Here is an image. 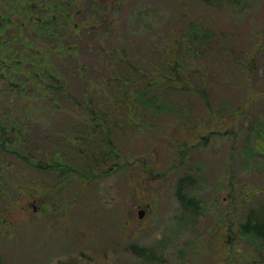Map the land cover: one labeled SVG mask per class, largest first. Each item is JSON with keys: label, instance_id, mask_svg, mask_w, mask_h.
Returning <instances> with one entry per match:
<instances>
[{"label": "rangeland", "instance_id": "rangeland-1", "mask_svg": "<svg viewBox=\"0 0 264 264\" xmlns=\"http://www.w3.org/2000/svg\"><path fill=\"white\" fill-rule=\"evenodd\" d=\"M114 20L129 59L158 63L172 48L185 87L198 90L166 97L153 129L127 133L90 181L25 179L26 165L0 154L18 173L0 181V264H264V230L242 226L264 229V0H125ZM20 102V119L25 109L36 122L25 123V145L35 134L39 156L54 161L58 123L40 122L48 106Z\"/></svg>", "mask_w": 264, "mask_h": 264}, {"label": "trees", "instance_id": "trees-1", "mask_svg": "<svg viewBox=\"0 0 264 264\" xmlns=\"http://www.w3.org/2000/svg\"><path fill=\"white\" fill-rule=\"evenodd\" d=\"M124 1L92 0L87 7L77 8V1L45 4L0 0V154L26 165L29 174L25 179H38L49 172L65 178L80 172L93 180L97 172L104 173L105 169L98 166L118 155L117 143L127 133L153 129V115L171 104L166 97L193 89L197 92L196 87H185L187 80L183 79L177 59L168 56L173 54L172 48L165 50L167 57L158 63L147 57L138 58V63L128 58L127 41L113 21L118 5ZM53 11L58 15L54 16ZM81 14L87 17L78 18ZM190 46L189 37L187 47ZM163 63L166 68L161 70ZM199 95L204 97L202 92ZM20 101H25L23 108L30 103L48 106L40 122L49 127L58 123L60 135L54 141L58 145L50 155L54 161L39 156L40 143L35 134L30 148L24 143L25 137L21 138L25 127L36 122L25 109H21L26 115L20 119L16 110ZM58 149L62 154L66 149L64 154L74 155L91 171L68 162ZM116 164L109 163L108 171ZM9 172L18 174L16 168L6 169L5 158L0 155L2 183L7 182L4 177ZM46 190L47 185L42 191L29 193L40 195ZM5 201L8 208L13 200ZM242 226L244 235L264 230L260 223Z\"/></svg>", "mask_w": 264, "mask_h": 264}, {"label": "water", "instance_id": "water-1", "mask_svg": "<svg viewBox=\"0 0 264 264\" xmlns=\"http://www.w3.org/2000/svg\"><path fill=\"white\" fill-rule=\"evenodd\" d=\"M138 217H142L143 215V209L137 210Z\"/></svg>", "mask_w": 264, "mask_h": 264}, {"label": "flooded vegetation", "instance_id": "flooded-vegetation-1", "mask_svg": "<svg viewBox=\"0 0 264 264\" xmlns=\"http://www.w3.org/2000/svg\"><path fill=\"white\" fill-rule=\"evenodd\" d=\"M139 209H143V211H144V208H138L137 210H139Z\"/></svg>", "mask_w": 264, "mask_h": 264}]
</instances>
